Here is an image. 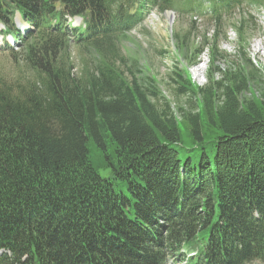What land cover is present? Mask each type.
Wrapping results in <instances>:
<instances>
[{"label": "trees", "instance_id": "1", "mask_svg": "<svg viewBox=\"0 0 264 264\" xmlns=\"http://www.w3.org/2000/svg\"><path fill=\"white\" fill-rule=\"evenodd\" d=\"M244 6L264 0H0L28 73L0 82V264H169L186 246L189 264L264 263V84L243 24L234 70L213 40ZM153 8L215 29L193 51L176 35L180 105L138 76L150 64L121 56ZM76 15L86 26L72 42L62 18ZM206 45L199 86L190 68ZM73 46L94 63L76 76Z\"/></svg>", "mask_w": 264, "mask_h": 264}, {"label": "rangeland", "instance_id": "2", "mask_svg": "<svg viewBox=\"0 0 264 264\" xmlns=\"http://www.w3.org/2000/svg\"><path fill=\"white\" fill-rule=\"evenodd\" d=\"M148 15V19L142 25L131 31L129 36L123 40V46H120L121 56L129 57L130 53L132 56L137 57L140 68L143 64H147L148 66L150 64V73L137 75L142 78L146 76L154 78L157 82V87L165 97H168V99L178 105L183 104L188 101L187 95H180L178 97L175 92V88L178 86L174 81L176 79L174 73L175 64H177L176 54L174 53L177 44L176 35L184 36L187 39V45L193 51L198 44L202 43L201 41L202 39L204 40V37H213V33L215 32L214 26L211 22L202 23V21L192 26L190 16H186L185 14L181 15L176 11H172V15L169 16L165 13L159 14L157 11L151 9V13L149 12ZM81 22L82 20L80 18L73 20V24L75 25H79ZM229 24L228 29L222 27L218 38L216 40L215 38L213 39L218 50L227 55V59L219 63L221 68L225 72L236 68L235 62L240 58V45L238 43L239 29L237 28L243 24L242 32L245 34L248 42L247 54L250 55L255 66L260 69L262 84H264V12L245 6L244 10L242 8L240 11L236 10L232 14ZM235 24L237 27H235ZM224 32L226 38L223 37ZM212 45L213 41L211 43ZM161 50L166 52L161 54ZM69 53L74 63L73 73L75 76L80 75L85 68H93V61L87 62L90 58H86V55L78 47H72ZM177 55L180 56L179 51ZM200 58L201 60H207L206 55H200ZM181 61L183 62V59ZM201 64L192 67L190 75L193 82L203 86L206 82V64ZM21 65L23 64L19 61L16 51L12 52L0 49V82L15 84V82H19L20 80H26L28 73L24 71L25 69ZM122 66L123 69L126 68V65ZM179 67L183 69L180 62ZM215 76V80H221L223 75L216 73ZM91 154L96 165L98 161L95 151L91 150ZM98 171L103 177L110 176V169L98 168ZM189 249V246H186V250ZM251 264L264 263L255 261Z\"/></svg>", "mask_w": 264, "mask_h": 264}]
</instances>
